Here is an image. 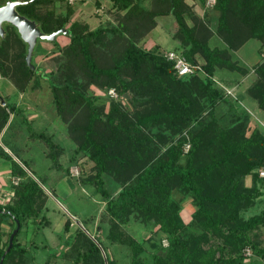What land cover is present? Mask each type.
<instances>
[{
  "label": "trees",
  "instance_id": "16d2710c",
  "mask_svg": "<svg viewBox=\"0 0 264 264\" xmlns=\"http://www.w3.org/2000/svg\"><path fill=\"white\" fill-rule=\"evenodd\" d=\"M45 1L32 0L20 7L40 21L45 33L66 29L69 42L52 58L56 68L46 72L37 66L33 57L38 45L31 60L34 68L28 66L27 43L18 32L7 28L0 37V76L8 79L17 93L34 88L40 79L47 81L54 109L76 144L75 153H83L93 162L94 172L85 182L93 185L105 202L100 221L110 223V239L131 245L133 256L142 250L140 243L132 239L127 242L121 232H113L117 221L125 222L135 213L157 226L168 241L167 247L159 244L150 249L155 264H247L243 254L246 247L264 262V245L253 238L254 231L264 227V209L242 216V211L261 195L256 182L257 169L264 165V128L238 101L228 100L224 89L213 80L222 68L245 72L232 61L231 51L247 39L264 40V0H216V30L226 48L210 46L209 28L186 0H153L150 8L136 0H112L118 11H124L118 16L119 25L93 29L78 21L65 27L70 7L64 14L33 11ZM159 13L174 18L172 35L178 45L173 50L191 64L202 60L205 76L197 72L178 76L173 61L156 49L138 45L154 27V16ZM256 69L259 77L249 92L264 111V61ZM92 85L131 93L133 109L127 110L119 100L111 101L105 109L89 92ZM3 98L0 133L16 121L27 120L15 102ZM220 103L228 104L226 124L215 112ZM184 132L190 140L186 153L182 149ZM29 136L49 146L57 145L41 131H32ZM0 157L10 160L12 175L24 177L21 184L12 186L11 201L6 206L0 204V223L10 217L15 227L16 221L19 223L9 250L14 229L5 245L0 243V259L2 264H24L26 249L17 242V235L24 220L36 214V198L44 191L1 144ZM247 174L253 178L250 187L243 184ZM105 176L115 183V194L107 188ZM174 188L193 197L196 208L189 224L178 214ZM76 234L88 246L75 261L116 264L107 255L106 263L99 246L81 229Z\"/></svg>",
  "mask_w": 264,
  "mask_h": 264
},
{
  "label": "rangeland",
  "instance_id": "374dc122",
  "mask_svg": "<svg viewBox=\"0 0 264 264\" xmlns=\"http://www.w3.org/2000/svg\"><path fill=\"white\" fill-rule=\"evenodd\" d=\"M136 1L146 8L154 6L153 0ZM186 2L191 5L192 12L200 16L209 28L210 46L226 48V43L216 30V0H204L203 3L198 0ZM68 7L72 12L65 27L73 21L84 22L92 29L98 26H118V16L124 15V11H118L112 0H47L40 8L41 12L52 10L56 14H64ZM186 19L188 24L192 23L189 15H186ZM154 22V27L138 41V45L146 50L156 49L161 54L176 48L178 41L172 35L175 31L172 15L159 13L154 16ZM55 41L56 44L46 39L40 40L38 48L35 49L37 51L34 52V62L46 72L56 68L52 58L60 53L61 47L68 44L69 37L61 33L56 36ZM231 59L245 72L222 68L217 71L213 80L222 88H226L223 89L228 100L238 101L237 104L248 111L251 119L264 128V111L249 92L259 77L257 65L264 61V40L247 39L231 51ZM201 62L203 61L195 64L199 67L196 74L205 76ZM89 92L96 96V102L105 109L114 100H119L127 110L133 109L129 92L120 93L114 87L103 90L95 85L89 88ZM0 95L15 102L27 117L25 122L16 121L8 129H3L0 133V144L44 191L43 195L36 198V214L24 220L17 235V242L26 249L23 254L24 264H85L82 260L75 261L78 254L87 252L88 246V242L76 234L77 229H81L99 246L106 263L107 255L113 258L116 264H155L153 251L150 249L153 250L159 244L167 247L168 241L152 222H145L135 213H131L125 222L117 221V226L113 228V232H121L127 242L132 239L142 245V250L136 256H133L134 250L128 243L113 242L110 239V223L100 221L105 202L94 186L85 182L94 172L93 162L83 153H75L76 144L68 134L66 122L54 109L47 81L40 79L34 88L17 93L14 85L0 76ZM228 109V104L225 103H220L217 107L215 112L221 123H227ZM32 131L44 132L57 145L49 146L42 139L30 137ZM184 134L186 141L182 149L186 153L190 148V140L187 132ZM0 168V204L6 206L13 196L12 186L21 184L24 177L10 173L9 159L0 157ZM262 171L264 165L257 169L256 186L261 195L242 211L243 217L258 214L264 209V176L260 175ZM105 179L107 188L115 194V183L108 176H105ZM243 184L247 187L253 185L251 174L243 177ZM172 197L179 204L178 214L182 221L189 224L196 208L193 197L179 188L172 190ZM66 222H69L68 228H65ZM14 227L11 217L0 223V243L3 246ZM253 234L254 240L264 245V227L257 229ZM243 254L247 264H264L249 247L244 248ZM91 263L92 261L89 264Z\"/></svg>",
  "mask_w": 264,
  "mask_h": 264
},
{
  "label": "water",
  "instance_id": "95a60500",
  "mask_svg": "<svg viewBox=\"0 0 264 264\" xmlns=\"http://www.w3.org/2000/svg\"><path fill=\"white\" fill-rule=\"evenodd\" d=\"M26 2L27 1L22 0H8L4 5L0 6V37H2L5 33V30L2 25L4 21L14 25L17 28L20 37L27 43V53L25 56L26 64L31 68H34V65L32 64L31 60L37 38L53 41L56 38V35H58L59 33H66V29L62 28L49 34H45L40 31L34 21L29 20L25 16L20 15L15 9L16 5ZM0 104L5 105V100L1 95ZM18 229L19 223L18 221H16V227L14 228L9 237V244L6 251H8L11 247L13 243V237L18 231ZM0 264H2V258L0 259Z\"/></svg>",
  "mask_w": 264,
  "mask_h": 264
},
{
  "label": "built area",
  "instance_id": "2783aa9c",
  "mask_svg": "<svg viewBox=\"0 0 264 264\" xmlns=\"http://www.w3.org/2000/svg\"><path fill=\"white\" fill-rule=\"evenodd\" d=\"M163 55L167 60L173 61L178 76L193 74L199 68L195 64H191L182 53L176 50H168ZM223 88L226 89L225 87ZM110 91L112 92V90ZM260 175L264 176V171L260 172Z\"/></svg>",
  "mask_w": 264,
  "mask_h": 264
},
{
  "label": "flooded vegetation",
  "instance_id": "af4514ba",
  "mask_svg": "<svg viewBox=\"0 0 264 264\" xmlns=\"http://www.w3.org/2000/svg\"><path fill=\"white\" fill-rule=\"evenodd\" d=\"M7 1H8V0H0V6L4 5ZM22 1H27V2H26V3H22V4H18V5H16V6H15L16 11H17L20 15L25 16L27 19L34 21V22L36 23L37 27L40 29V31H42L43 33H45V32L42 30V28H41L40 21L37 20L35 17L29 15V14H28L29 12H27V11L21 9V7H20V6H24V5H26V4L31 3L32 0H22ZM37 4H38V3H37ZM41 6H42L41 4H38V5L33 9V11H35L36 13H37V12L39 13V11L41 10V8H40ZM2 25H3L4 30H6L7 28H11V29H14L16 32H18L17 28H16L14 25H12L11 23H9V22L4 21V22L2 23ZM18 33H19V32H18ZM45 34H49V33H45ZM59 34H61V33H59ZM59 34H58V35H59ZM19 35H20V34H19ZM56 36H57V35H56ZM40 40H42V39L37 38V41H36L35 46L38 45V43L40 42Z\"/></svg>",
  "mask_w": 264,
  "mask_h": 264
},
{
  "label": "crops",
  "instance_id": "0c3cea01",
  "mask_svg": "<svg viewBox=\"0 0 264 264\" xmlns=\"http://www.w3.org/2000/svg\"><path fill=\"white\" fill-rule=\"evenodd\" d=\"M0 171H2V169L0 168Z\"/></svg>",
  "mask_w": 264,
  "mask_h": 264
}]
</instances>
